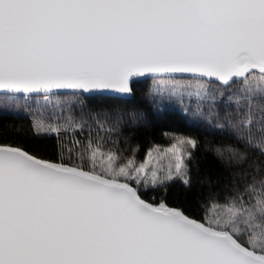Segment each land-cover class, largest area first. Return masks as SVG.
I'll list each match as a JSON object with an SVG mask.
<instances>
[{"label": "snow or ice", "instance_id": "obj_1", "mask_svg": "<svg viewBox=\"0 0 264 264\" xmlns=\"http://www.w3.org/2000/svg\"><path fill=\"white\" fill-rule=\"evenodd\" d=\"M141 81L229 137L204 145L227 176L199 175L194 134L139 158ZM21 113L55 142L0 133V264H264V0H0V116Z\"/></svg>", "mask_w": 264, "mask_h": 264}, {"label": "trees", "instance_id": "obj_2", "mask_svg": "<svg viewBox=\"0 0 264 264\" xmlns=\"http://www.w3.org/2000/svg\"><path fill=\"white\" fill-rule=\"evenodd\" d=\"M146 83L141 81L136 87V93L124 107L128 109H146L150 110L149 119L151 126L148 129L140 128L137 130L136 140L141 144L139 158L143 159L146 149L151 143L168 144L170 141L163 135L165 132H179L184 134L196 135L200 142L201 148L197 151L199 162V175L201 177H210L215 180L218 177L223 178L227 176V170L221 164L217 156L210 150H206L204 145L209 146L217 143L231 142L229 137L222 135L219 131H208L206 126H194L193 121L185 115L181 107L176 102L165 101V108L163 111H156L150 109V102L143 95L146 88ZM192 103H195L193 98ZM0 133L6 135L10 140L17 141L26 145L29 149L35 150L45 156L52 153V146L54 138L38 137L33 134L31 128V119L29 115L21 113L19 115L0 116ZM184 189L178 182L172 184L168 188V199L170 202H179L184 198ZM189 193L191 197L195 193ZM206 191V188L204 189ZM154 193V195L162 194Z\"/></svg>", "mask_w": 264, "mask_h": 264}]
</instances>
